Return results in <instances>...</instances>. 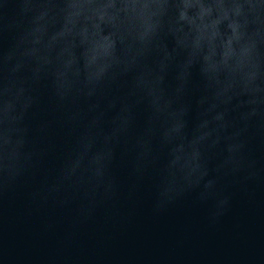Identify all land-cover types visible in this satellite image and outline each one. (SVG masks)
Listing matches in <instances>:
<instances>
[{
    "label": "water",
    "instance_id": "1",
    "mask_svg": "<svg viewBox=\"0 0 264 264\" xmlns=\"http://www.w3.org/2000/svg\"><path fill=\"white\" fill-rule=\"evenodd\" d=\"M0 264H264V0H0Z\"/></svg>",
    "mask_w": 264,
    "mask_h": 264
},
{
    "label": "clouds",
    "instance_id": "2",
    "mask_svg": "<svg viewBox=\"0 0 264 264\" xmlns=\"http://www.w3.org/2000/svg\"><path fill=\"white\" fill-rule=\"evenodd\" d=\"M0 62H2V57H0Z\"/></svg>",
    "mask_w": 264,
    "mask_h": 264
}]
</instances>
